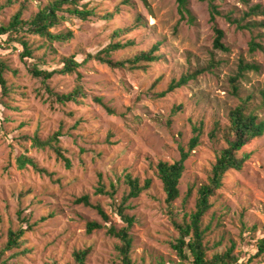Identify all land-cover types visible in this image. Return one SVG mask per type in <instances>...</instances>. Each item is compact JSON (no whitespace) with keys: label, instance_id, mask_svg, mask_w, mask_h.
I'll return each instance as SVG.
<instances>
[{"label":"rangeland","instance_id":"1","mask_svg":"<svg viewBox=\"0 0 264 264\" xmlns=\"http://www.w3.org/2000/svg\"><path fill=\"white\" fill-rule=\"evenodd\" d=\"M0 0V24H7L24 0ZM51 0H28L22 19H29ZM220 11L216 25L223 30L226 51L213 48L214 32L209 21V0H188L192 22L180 20L175 0H82L79 7L97 14L86 20L69 17L53 29V33L71 30L73 36L65 42H48L45 38L20 32L32 55L22 61V45L0 36V59L7 65L4 77L10 87L0 103V247L6 241L9 228L19 226L16 212L23 210L29 221L36 222L24 234V243L5 264H65L72 261V252L89 247L85 264H119L115 246L119 240L103 227L86 232L88 221L116 228L125 226L115 213L128 192L124 174L129 172L140 183L151 180L148 189L127 201L126 213L135 218L129 230L132 237L131 256L138 264H155L177 260L170 242L177 237L165 194L155 173L159 160L173 161L179 157V146L186 147L200 129L199 142L185 161L179 182V197L173 202L177 220L194 210L196 190L206 182L207 173L218 151L225 146L222 130L227 125L230 109L241 102L247 112L264 122V27L237 28L224 15L240 18L247 6L264 0H214ZM115 12L111 20L102 15ZM140 17L144 24L133 28ZM261 21L262 16L248 17ZM131 27L121 39L132 44L112 51L109 57L121 60L155 42H161L157 53L164 59L143 68H112L87 55H94L113 41L117 29ZM127 30V29H126ZM261 45L254 51L250 43ZM104 56V54H101ZM73 56L81 66L66 75L55 74L47 84L64 93L77 84L85 96L80 104L62 105L51 101L39 78L30 75L27 64L41 69H57L61 61ZM255 64L258 70L242 72L233 90V77L239 63ZM214 66L187 84L164 92L172 79L181 74ZM79 74V80L77 76ZM95 97L114 114L94 100ZM60 130L59 145L70 160L66 167L48 147L32 146L35 134L44 140ZM250 154L241 170H231L223 186L210 198L212 207L203 216L201 226L207 227V255L223 251L235 242L237 264H264V253L255 257L256 241L264 236V134L244 149ZM26 154L37 161L50 175L30 166L19 169L16 157ZM100 184L112 191L114 198L97 192ZM20 193L23 196H20ZM88 195L92 204H100L109 216L105 223L96 210L75 199ZM52 213L51 217H47ZM47 219L39 221L40 217ZM7 252L5 256H9Z\"/></svg>","mask_w":264,"mask_h":264},{"label":"trees","instance_id":"2","mask_svg":"<svg viewBox=\"0 0 264 264\" xmlns=\"http://www.w3.org/2000/svg\"><path fill=\"white\" fill-rule=\"evenodd\" d=\"M24 0L20 3L16 12L11 16L10 21L7 24H0V36L7 35V41H17L22 45L23 51L21 53L22 61L31 57L32 51L26 40L19 38L20 32L24 31L31 35H36L45 38L48 42L54 41L65 42L73 36L71 30H67L64 33H53L52 29L58 25L61 21L66 20L69 17L86 20L93 15H96L94 11L90 9H83L79 7V2L82 0H51L49 3L41 7L34 15L29 19H22L23 11L25 10ZM145 1V0H143ZM177 3V10L180 15V20L187 19L192 22L193 16L188 8V0H175ZM209 0L210 17L209 21L212 23V29L214 32L213 48L226 51L228 48L223 42L224 32L220 29L215 22L216 16L220 15L217 5ZM241 2L248 4L249 0H240ZM13 0H7L6 4H13ZM127 2V0H125ZM115 12H109L102 15L105 20H111L115 15ZM227 21L231 24H235L237 28H251L255 26H263L264 20L255 21L249 20L242 23L245 18L262 16L264 17V6L260 3H254L247 6L243 16L240 18L232 17L229 14L224 15ZM144 21L140 17H137L133 28L142 26ZM127 29V30H126ZM126 29H117L112 34L113 41L107 44L101 51L94 55L88 54V58L96 59L101 63H105L112 68L128 67V68H143L145 65L152 62H158L164 59L162 53H157L161 42H155L148 50H142L133 56L126 57L121 60L114 61L109 57L112 51L119 50L132 44L131 40H124L120 38L121 34H124L131 27ZM256 48H262L260 44L251 41L250 50L254 51ZM101 54H104L102 56ZM26 63V61H24ZM81 62L74 59L73 56L64 58L61 61V66L57 69L47 70L38 68L35 65L27 64V69L30 75L34 78H39L42 82L45 92L51 101H55L59 104H66L67 102H74L80 104L82 97L85 96L83 87L80 84L74 86L71 90L59 93L51 89L47 84V80L55 74L66 75L76 71L81 66ZM214 65L209 63L205 67L197 68L194 71H188L181 74L177 79H172L167 89L160 93V96H164L167 92L173 91L182 85L187 84L189 80L195 79L201 73L211 70ZM258 66L249 63H239L238 72L232 78L234 81L233 90L238 92L236 82L242 75V72L254 69L258 70ZM5 70H7L6 63L0 59V95H8L10 87L7 84L4 77ZM79 80V74L77 76ZM0 96V103L2 99ZM94 100L102 104L106 111L110 114H114V111L106 106L100 98L95 97ZM222 136L225 142V146L221 148L215 160L212 163L209 172L206 176V182L201 184L196 190V199L194 210L189 213H184L181 221L177 220L176 214L173 210V202L179 197V182L185 170V161L195 149L199 142L200 129L194 127V135L189 139L186 147L179 146V157L173 161L159 160L155 164V173L161 182L163 192L165 194L164 202L167 205L169 217L171 222L177 231V237L170 242L171 248L175 251L177 260H159L155 264H237L238 257L234 253L235 242L231 241L230 245L223 251L213 252L210 256L207 255V246L204 241L207 227L203 228L201 222L203 216L212 207L210 198L213 197L218 189L223 186V179L227 172L231 170H241L245 162L249 159L250 154L246 153L243 149L251 143L255 138L264 134V122L259 120L254 114L247 112L246 104L241 102L234 108L230 109L227 116V125L222 130ZM62 135L60 130L55 131L51 136L42 140L37 134L33 135L30 139L32 146L44 149L48 147L53 150L56 158L62 160L66 167H70V160L66 157L62 147L59 145V138ZM17 167L24 169L30 166L33 170L39 173H45L50 175L43 167H40L35 159L26 155L20 154L15 159ZM124 183L128 187V192L123 196L122 200L117 203L114 201V209L116 215L125 222V226L116 228L113 225H102L97 221H88L86 223V232L90 233L95 229L107 228L106 232L117 238L119 243L115 246L120 260L119 264H138L133 260L131 256L132 237L129 233L130 228L135 222V218L132 215L126 213V209L129 207L127 201L134 199L140 195L141 192L148 189L151 180L146 178L143 183H140L139 178L132 176L127 172L124 174ZM112 191H105L104 184H100L96 189L97 192H104L110 197L114 198L115 186L111 184ZM20 196H23L20 193ZM76 203H83L96 210L100 218L107 223L109 216L100 204H92L88 195H82L75 199ZM19 226L16 229L9 228L6 234V241L0 247V264H5L11 256L17 255L19 249L24 243L23 236L26 232L31 231L36 222H30L26 215H23V210L18 209L16 212ZM50 213L47 217H51ZM46 216L40 217L39 221L47 219ZM255 257H258L264 253V236L259 238L256 243ZM91 249L89 247L77 249L72 252V261H68L65 264H85L87 255ZM7 252H10L9 256H5ZM250 260L245 264H250Z\"/></svg>","mask_w":264,"mask_h":264}]
</instances>
